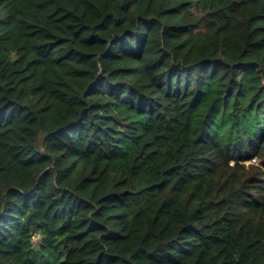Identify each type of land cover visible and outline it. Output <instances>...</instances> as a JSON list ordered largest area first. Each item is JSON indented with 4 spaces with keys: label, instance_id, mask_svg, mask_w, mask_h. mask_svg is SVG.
<instances>
[{
    "label": "trees",
    "instance_id": "trees-1",
    "mask_svg": "<svg viewBox=\"0 0 264 264\" xmlns=\"http://www.w3.org/2000/svg\"><path fill=\"white\" fill-rule=\"evenodd\" d=\"M0 264H264V0H0Z\"/></svg>",
    "mask_w": 264,
    "mask_h": 264
},
{
    "label": "rangeland",
    "instance_id": "rangeland-1",
    "mask_svg": "<svg viewBox=\"0 0 264 264\" xmlns=\"http://www.w3.org/2000/svg\"><path fill=\"white\" fill-rule=\"evenodd\" d=\"M254 161H255V160H252L253 163H254ZM246 164L248 165V164H250V162H247Z\"/></svg>",
    "mask_w": 264,
    "mask_h": 264
}]
</instances>
